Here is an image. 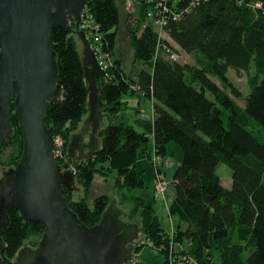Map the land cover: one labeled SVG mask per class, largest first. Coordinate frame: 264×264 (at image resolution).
Here are the masks:
<instances>
[{"label": "trees", "instance_id": "1", "mask_svg": "<svg viewBox=\"0 0 264 264\" xmlns=\"http://www.w3.org/2000/svg\"><path fill=\"white\" fill-rule=\"evenodd\" d=\"M148 3L142 4L128 29L135 61L143 69L129 76L121 65L108 68L102 96L104 120L109 118V123L98 133L100 149L90 160H73L68 153L73 136L89 115L82 49L72 30L53 31L59 85L46 125L55 136L64 137L59 162L75 167L86 191L96 176L115 174L119 189L139 190L132 200L134 211L142 214L140 233L165 255V263L169 250L164 247L176 242L180 248L175 252L182 249L184 258L199 263L214 264L215 250L223 264H264V0H180L177 10L170 6L162 29L176 47L149 22L152 6ZM90 4L84 16L93 22L103 57L111 62L121 28L118 0H91ZM181 51L193 55L195 62L171 58ZM231 69L249 74L247 97L231 83ZM130 92L154 100V118H140L135 125L111 123L125 104L123 96ZM242 98L244 106L238 103ZM11 117L14 135L0 150L12 145L17 167L25 140L18 117ZM174 142L184 154L173 175L175 199L169 207L178 228L165 232L156 199L143 196L145 182L138 162L140 153L151 161L163 160ZM221 164L232 170L231 188L217 173ZM72 194L66 191L71 209L88 227L98 225L111 205L106 195L91 207L85 199L73 201ZM9 216L10 225L2 234L7 249L0 254L3 264H13L31 236L43 238L46 232V226L27 223L18 211ZM141 244L136 252L145 246ZM128 264L139 263L135 259Z\"/></svg>", "mask_w": 264, "mask_h": 264}, {"label": "water", "instance_id": "2", "mask_svg": "<svg viewBox=\"0 0 264 264\" xmlns=\"http://www.w3.org/2000/svg\"><path fill=\"white\" fill-rule=\"evenodd\" d=\"M90 3L0 0V148L14 135L12 114L18 117L25 140L21 163L0 179V254L7 250L2 234L10 225L12 210L27 223L46 226L38 246H25L13 264H128L135 260L140 246L139 225L122 220L123 212L116 201L95 226L83 224L74 213L66 191L77 189V172L70 164L62 166L58 161L55 132L46 125L59 85L53 31L66 28L83 44L90 92L89 115L73 136L69 157L90 160L100 149L98 133L105 119L102 90L108 73L99 65L81 29Z\"/></svg>", "mask_w": 264, "mask_h": 264}, {"label": "rangeland", "instance_id": "3", "mask_svg": "<svg viewBox=\"0 0 264 264\" xmlns=\"http://www.w3.org/2000/svg\"><path fill=\"white\" fill-rule=\"evenodd\" d=\"M149 1L148 0H118V7L119 11L121 14V28L118 33V39H117V50L115 55L112 57L113 59L111 62L108 61L109 67L115 66L118 64V61L121 62V68L124 69L126 75H130L131 71L135 72L138 70L143 69L142 65L138 63H134V57H133V46H132V39L133 36L131 35L132 33L129 32V24L136 18V15H138L143 7L142 4L144 3L147 5ZM149 5H152L151 2L148 3ZM150 7V6H149ZM127 18V21H126ZM75 30V27H74ZM75 38L78 39L79 41V49H82V54H83V44L81 43L80 39L76 36L74 33ZM164 38H167L172 45H174L173 41L171 40L170 37H167L165 34L162 35ZM87 37V33H86ZM89 41L90 38L88 37ZM99 43V42H97ZM91 44V41H90ZM100 46V45H99ZM175 46V45H174ZM176 47V46H175ZM179 51V50H178ZM179 60L182 63H194V57L193 55L190 56L186 54L185 52L181 51ZM180 62V63H181ZM119 65V64H118ZM109 75V72H107ZM250 74L254 75V69L250 70ZM230 77V81L237 88V90L240 91L241 95L245 98L249 94L250 87L248 85V79H249V74L246 73H236L234 70H230L228 73ZM127 97V96H125ZM133 98V97H131ZM244 98L238 99V103L241 106H244ZM133 102H136L133 100ZM144 108L148 106V101H142L141 104ZM124 113V112H123ZM122 113V114H123ZM123 116H125L123 114ZM126 117V116H125ZM128 121L126 124H129V120L131 121V118H127ZM126 119V120H127ZM115 120V121H114ZM123 121L121 117L119 116L118 118H113L111 123H116L118 124L119 122ZM103 125H107V121L103 122ZM56 140H58V145H56V156L58 161H60L62 156L64 155V137L61 136H55ZM87 140L89 141V136L87 137ZM60 142V145H59ZM0 173L1 177L4 176V172H8L11 170V168L16 167L15 162L13 161L14 154L13 153V147L12 145H9L8 147L0 150ZM168 160L173 159L171 162L175 163L176 161L179 162V164L183 161L184 154L182 152V149L179 144L177 143H170L169 144V151H168ZM65 160V159H64ZM162 162V161H161ZM159 163V161L157 162ZM178 164V163H177ZM63 166V165H62ZM177 166V165H176ZM171 167L169 171L167 170V167L165 169L164 166H161L156 170L154 166V159L151 161L148 158L141 156L140 161L138 162V172L140 178L144 180L145 182V190H143V196L146 199H154V193L156 197L155 201V207L158 213V216L160 218V221H162V227L164 229L167 228L168 224L172 225V222L176 225L177 227V222L178 220L175 219V217H172V215L168 214V210L166 209V204L171 201H168L167 197V192L169 189L173 188L171 187V180H173V175L175 173V170L177 167ZM169 168V166H168ZM168 173V174H167ZM217 173L220 174L222 178V183L225 185L227 188H231L232 184V170L229 168V166L225 164H221L217 170ZM156 175H164L160 180L156 177ZM167 175V176H166ZM115 176H112L108 178V176L105 175H99L94 178V181L91 185V187L86 191L84 187V183L79 182L76 178V190H74L72 193V199L73 201H78L80 199H85L91 207L94 205V201L99 198L101 195H106L111 203V201H116L118 204V208L123 212L122 218L130 223L134 224L137 223L139 227H142V219H141V212H135L134 210L136 209L135 207V200H132L134 196H137L139 193V190H128V189H119L117 187V182L115 179ZM162 185L166 188V193L165 195H157L158 192V186ZM157 187V188H156ZM156 189V192H155ZM157 199L159 201H157ZM167 201L166 203H162L161 201ZM137 210V209H136ZM173 226V225H172ZM143 233L140 234L142 239L146 238V235H142ZM42 240L41 237H39L37 234L31 236L30 239H28L25 242L26 247L29 248H36L39 244V242ZM147 241V240H146ZM145 244L144 248L140 249L139 251H146L148 256L146 259H140V264H166L165 262V255L159 252L158 249H153L152 247L148 246V243L143 242ZM159 257H158V256ZM157 256V257H156ZM138 260V259H137ZM139 262V260H138ZM213 262L215 264H223L221 262V258L219 253L216 251L214 254V259ZM0 264H3L2 261H0Z\"/></svg>", "mask_w": 264, "mask_h": 264}, {"label": "built area", "instance_id": "4", "mask_svg": "<svg viewBox=\"0 0 264 264\" xmlns=\"http://www.w3.org/2000/svg\"><path fill=\"white\" fill-rule=\"evenodd\" d=\"M133 1V0H130ZM152 2V8L148 11V19L151 24H153L159 34L163 35V26L165 25V21L168 22V10L170 6H174L179 3L180 0H148ZM169 2V3H168ZM173 7V9H174ZM176 8V7H175ZM177 10V8H176ZM81 29H83L87 33V37L90 38L91 41V48L94 49L96 57L99 61V65L102 69L107 70L109 72V63L108 60L103 57L102 48L100 45V37L95 34V26L90 19H86L85 16L83 18V22L81 24ZM99 42V43H97ZM172 59L179 60L178 55H170ZM56 145H58V140H56ZM60 145V142H59ZM162 176V175H161ZM157 175L158 179L160 180L162 177ZM157 188V187H156ZM157 195H165L166 188L162 185L158 186ZM173 235H171L172 237ZM180 248V243L172 242L170 247H164L165 250H169L168 261L166 264H206V263H199L194 258H184L181 250L179 252H175V249ZM174 253H177L175 255Z\"/></svg>", "mask_w": 264, "mask_h": 264}, {"label": "crops", "instance_id": "5", "mask_svg": "<svg viewBox=\"0 0 264 264\" xmlns=\"http://www.w3.org/2000/svg\"><path fill=\"white\" fill-rule=\"evenodd\" d=\"M126 21H127V18H126ZM132 51H133V57H134V50L132 49ZM136 61H135V57H134V63H135ZM137 72L138 71H135V72H133V71H131V74L129 75V76H135L136 74H137ZM125 96H127V97H125ZM125 96H123V98H122V102H124L125 104H124V106L122 107V110H121V112H120V117H121V119L123 120V122H127L128 121V119L127 118H131V121L129 120V123L130 124H136L135 122L138 120V119H140V118H146V119H148V118H154V114H155V111H154V100H152V98H147L144 94H141L140 92L139 93H133V92H130V93H128V95H125ZM131 97H133V98H131ZM133 100L134 101H136V102H133ZM148 101V106L147 107H143L141 104H142V101ZM124 112V113H123ZM126 116H123V114ZM118 116V117H119ZM127 119V120H126ZM105 121H107V123H109V118L108 119H106ZM112 121V120H111ZM115 121V120H114ZM153 151V150H152ZM169 151V150H168ZM141 156H144V155H142L141 153H140V158H141ZM144 157H146V156H144ZM154 157H155V155H154ZM157 160H156V162H158L159 161V163H156V165H155V163H154V166H155V168L157 167V166H161V168H162V166H164L165 167V169H166V167H167V170L169 171V169L171 168V167H175L176 165V167L178 168V166H180V164L182 163H180L179 164V162L178 161H176L175 163H172L171 161L173 160V159H169L168 160V158L167 157H165L163 160L162 159H159V158H156ZM140 161V160H139ZM162 161V162H161ZM178 163V164H177ZM168 166H169V168H168ZM168 174V173H167ZM164 176V175H163ZM167 176V175H166ZM171 182H172V180H171ZM171 187H173L172 186V184H171ZM155 192H156V189H155ZM175 197V190H174V187L173 188H171V189H169L168 190V192H167V197L166 198H168V201L169 200H171V201H169L167 204H166V209L168 210V214L170 215V209H169V207H170V205L172 204V202H173V200L175 199L174 198ZM151 199V198H150ZM154 199H156V197H155V193H154ZM157 201H159L158 199H157ZM162 203L164 202L163 200L161 201ZM167 201H165L164 203H166ZM160 219V218H159ZM162 222V221H161ZM173 225V226H172ZM172 225L171 224H168V226H167V228L166 229H164L165 230V232H167V231H175L177 228H178V222H177V227H176V225L172 222ZM140 238H141V236H140ZM141 241L142 242H145V243H147V241H146V239H141ZM149 245L148 246H150V247H152L153 249H155L154 247H153V245H151L150 243H148ZM144 248V247H143ZM142 249V248H141ZM147 251V250H146ZM145 250L144 251H139V252H136V260L138 259L139 260V264H140V259L142 260V259H146V257L148 256L147 254V252H146ZM213 252V254H215V250H213L212 251ZM158 256V255H157ZM156 256V257H157ZM159 257V256H158ZM213 259H214V255H213V257H212ZM137 260V261H138ZM165 263V262H164ZM214 264H215V262H214Z\"/></svg>", "mask_w": 264, "mask_h": 264}, {"label": "clouds", "instance_id": "6", "mask_svg": "<svg viewBox=\"0 0 264 264\" xmlns=\"http://www.w3.org/2000/svg\"><path fill=\"white\" fill-rule=\"evenodd\" d=\"M104 121H105V120H104ZM155 159H156V158H155ZM156 163H157V162H155V165H156ZM156 168L158 169L159 166H157ZM156 177H157V175H156ZM162 177H163V175H162ZM157 178H158V177H157ZM141 239H142V238H140V240H139V244H140V246L142 245V244H141V243H142ZM146 240H147V239H146ZM150 244L153 245L152 243H150ZM153 247H154V246H153ZM154 248H155V247H154ZM135 253H136V252H135ZM135 255H136V254H135ZM135 259H136V256H135Z\"/></svg>", "mask_w": 264, "mask_h": 264}, {"label": "bare ground", "instance_id": "7", "mask_svg": "<svg viewBox=\"0 0 264 264\" xmlns=\"http://www.w3.org/2000/svg\"><path fill=\"white\" fill-rule=\"evenodd\" d=\"M157 159H154V163L156 162Z\"/></svg>", "mask_w": 264, "mask_h": 264}, {"label": "flooded vegetation", "instance_id": "8", "mask_svg": "<svg viewBox=\"0 0 264 264\" xmlns=\"http://www.w3.org/2000/svg\"><path fill=\"white\" fill-rule=\"evenodd\" d=\"M0 50H1V46H0Z\"/></svg>", "mask_w": 264, "mask_h": 264}]
</instances>
